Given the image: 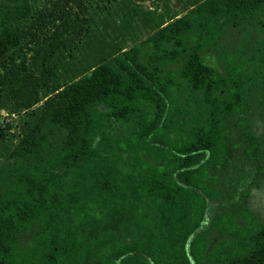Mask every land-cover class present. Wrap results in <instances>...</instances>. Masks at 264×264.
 I'll use <instances>...</instances> for the list:
<instances>
[{"label":"trees","instance_id":"trees-1","mask_svg":"<svg viewBox=\"0 0 264 264\" xmlns=\"http://www.w3.org/2000/svg\"><path fill=\"white\" fill-rule=\"evenodd\" d=\"M190 5L126 49L115 25L90 33L77 62L41 54L36 83L52 95L0 166V264H264V113L247 120L245 62L217 45L219 23L264 0ZM28 10L0 0V58Z\"/></svg>","mask_w":264,"mask_h":264},{"label":"rangeland","instance_id":"rangeland-1","mask_svg":"<svg viewBox=\"0 0 264 264\" xmlns=\"http://www.w3.org/2000/svg\"><path fill=\"white\" fill-rule=\"evenodd\" d=\"M193 1L27 0L28 13L17 24L22 30L18 48L0 58V81L4 74L6 76L9 73L12 88L26 84L32 90L34 102L22 108V96L16 93L15 88L7 86L4 90L0 86V95L5 100V107L0 108V166L7 161L11 149L23 135L29 120L28 113L39 111L46 97L52 95L49 93L45 96L36 83L41 54L45 49L56 48L61 63L71 59L72 56L68 55L74 53L77 62L90 33L103 32V29L108 33L115 25L119 26L122 33L116 41L122 49H126L157 27L184 16ZM245 19L246 16L236 17L234 23L239 24L233 28L229 27L232 19L219 23L221 30L217 35V45L224 54L235 55V61L240 59L245 62L239 81L250 88L246 108L247 120H250L253 112L264 113V78H260L255 68V63L264 57V6L255 15ZM205 59L219 66L213 51H209ZM50 81L49 77L47 83ZM263 199V190L254 196V204L260 207L261 213H264Z\"/></svg>","mask_w":264,"mask_h":264}]
</instances>
